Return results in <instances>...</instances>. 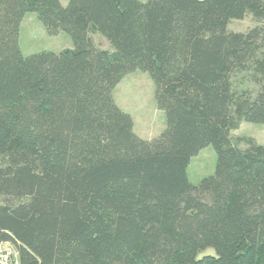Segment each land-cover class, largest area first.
Listing matches in <instances>:
<instances>
[{
  "label": "trees",
  "instance_id": "trees-1",
  "mask_svg": "<svg viewBox=\"0 0 264 264\" xmlns=\"http://www.w3.org/2000/svg\"><path fill=\"white\" fill-rule=\"evenodd\" d=\"M27 12L73 47L25 56ZM137 70L166 114L152 139L114 96ZM243 122L264 124V0H0V245L19 264H264V144Z\"/></svg>",
  "mask_w": 264,
  "mask_h": 264
},
{
  "label": "rangeland",
  "instance_id": "rangeland-1",
  "mask_svg": "<svg viewBox=\"0 0 264 264\" xmlns=\"http://www.w3.org/2000/svg\"><path fill=\"white\" fill-rule=\"evenodd\" d=\"M64 4L68 0H62ZM257 25L251 14L242 19H234L229 27L232 30L246 31ZM96 44L101 48H110L109 41L99 32L91 33ZM19 44L25 56L51 50L58 52L63 48L73 47V40L66 32L50 35L36 12H27L20 26ZM114 96L118 105L129 112L134 120L135 132L146 139L158 136L166 128L165 111L159 109L155 97V85L148 72L137 70L127 74L116 86ZM234 135L253 136L264 144V124L243 122L233 130ZM216 152L212 145L202 149L194 156L188 166V178L197 184L203 177L214 173ZM2 250H11L14 261L19 264V253L11 242L0 245ZM212 250V249H211Z\"/></svg>",
  "mask_w": 264,
  "mask_h": 264
},
{
  "label": "built area",
  "instance_id": "built-area-1",
  "mask_svg": "<svg viewBox=\"0 0 264 264\" xmlns=\"http://www.w3.org/2000/svg\"><path fill=\"white\" fill-rule=\"evenodd\" d=\"M0 264H18L14 261L13 253L10 250H2L0 247Z\"/></svg>",
  "mask_w": 264,
  "mask_h": 264
}]
</instances>
